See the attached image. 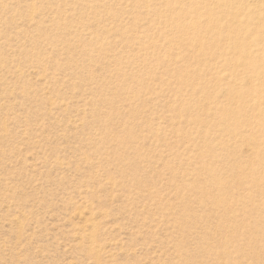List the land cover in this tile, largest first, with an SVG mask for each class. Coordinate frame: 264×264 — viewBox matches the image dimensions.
<instances>
[{"label": "rangeland", "instance_id": "obj_1", "mask_svg": "<svg viewBox=\"0 0 264 264\" xmlns=\"http://www.w3.org/2000/svg\"><path fill=\"white\" fill-rule=\"evenodd\" d=\"M143 1L0 0V264H264L258 119L194 124L209 96L170 85L186 72L167 62L196 53L160 37L167 0Z\"/></svg>", "mask_w": 264, "mask_h": 264}, {"label": "bare ground", "instance_id": "obj_2", "mask_svg": "<svg viewBox=\"0 0 264 264\" xmlns=\"http://www.w3.org/2000/svg\"><path fill=\"white\" fill-rule=\"evenodd\" d=\"M185 2L191 4V6L190 7L189 6L187 7V5L184 7L181 6L182 4H185ZM146 4H148V0L143 1L141 5L149 9L150 6ZM167 7L171 12H174V14L170 15L169 19L166 20L165 19L163 20L159 19L158 21L155 20L156 24L163 25L165 28L168 29V32L167 30L165 32H162L160 37L163 39L173 37L169 42L171 46H177L178 48H185V50L187 48L189 51L196 53L191 59L183 61L182 63H180V65L167 62L169 65H175L177 69L178 68L180 70L182 69V72L183 71L186 72L183 76L184 80H178L175 76H169L167 82L170 85H172V83L174 85H179V88L187 87L188 89L191 90L193 94H208L209 96L207 101L202 102L200 104V111L202 109V111L207 112L206 120L200 118L199 114L194 113L196 115L193 114L190 116L194 118V124L199 127H206L208 126V124H210L209 118H213V117L216 119L225 118V119H229L230 122V120L238 121V119L241 117L243 118L245 117L246 119L247 114L248 115L250 114L252 117L258 119L256 127H252L251 126L252 124H250L251 134L253 133L254 135L258 136L261 139L262 137L264 138V0H167ZM177 9L179 13L176 17L177 13L175 12V10ZM186 13H190V14L194 13L197 18V22H192V20L183 17L184 16L183 14ZM207 76H210V80L208 79L204 81ZM174 82H180V83L175 84ZM144 87L147 88V86ZM236 101H238L237 103L240 104L244 103V104L241 106L237 105V107L238 106L239 107L234 109L233 105L236 103ZM219 104L221 105V107L218 106ZM225 119L220 121H222L223 123ZM251 119L252 118H250V120ZM251 121H253V119ZM243 123H245V121ZM255 124L256 123H254L253 125ZM240 125L241 124H239V126ZM236 127L238 126L236 125ZM242 127L244 129L245 126H241L239 129H236L235 127H234L235 129H231L232 127L227 130L225 129L223 130L222 135L226 134L228 137L232 138V140L240 138L241 136L242 138H245L244 134L246 132L244 133ZM149 131L152 134L158 133V130L156 129H150ZM205 139L208 141H212L213 137L211 134L208 133L205 134ZM257 141L255 140L251 141L253 144L250 146V149L254 151V155L259 156L264 153L263 152L264 140H260L258 142ZM218 152H219L218 150L212 149L211 151H208L209 155L207 156L208 158L209 157L213 158L214 156L217 157L216 154H218ZM224 153L229 154V149L223 148L220 150V154H224ZM196 154L197 152L195 153L193 151H190L189 153L190 157L195 156ZM222 157L223 156H221V158ZM227 157L229 156L227 155ZM210 159L211 158H209V160ZM208 162L209 161H207L204 157H199V160L195 164L201 165V167L206 169L205 171H208L210 175L212 176L214 175L213 176L214 178L215 175L217 174V171H215L216 168L213 169V167L215 166L212 167L211 166L212 164H209ZM234 165L236 166L237 163L233 164V166ZM242 165L243 164H241V166ZM240 168H243V166ZM243 170L245 171V169ZM258 172L263 174L264 164H261V167L258 171L256 170L249 173V176H245V178L252 177L255 173ZM208 173L206 172L205 174ZM258 176L260 175L258 174ZM255 178L258 179L257 177ZM255 178L252 177V179ZM248 179L246 178V180ZM186 184L189 186L193 184V188L197 192L199 191L202 192L204 189L207 188V187L204 188L203 187L204 185H201L200 181H196V182L188 181L186 182ZM217 186L222 191L224 190V188H222L224 185L222 186L221 183H217ZM258 186L260 187L261 185ZM212 187L215 186L212 185ZM259 187H257V190H259ZM218 188L215 189L217 190ZM212 189L213 188H211V190ZM262 189L263 187L260 188L261 190L260 193H262ZM226 191L227 190H225V192ZM252 195L254 196V194ZM246 200L247 199H245V201ZM262 201H263L262 204H264V199ZM233 202L236 203V201ZM235 205L242 206L244 205V202L241 201L240 203ZM238 206L237 209H239ZM222 208H224V206ZM233 208H236V206H234ZM259 209H257L256 211H258ZM262 209L264 208L262 207ZM247 210L249 209L247 208ZM252 212L254 213V211ZM255 216L256 215H254V217ZM250 217H251V213H250ZM256 222L257 220L255 221V223ZM260 224L262 223L260 222ZM258 225L256 227H258ZM253 226L254 225L252 224V227ZM257 237H258L257 241L260 240L261 241L260 244L264 248V233L263 235L261 234L260 236ZM253 240H255V238ZM230 245L232 246L231 248H229L230 249L229 251H238L240 253L241 252L244 253L245 251H247L246 246H249L248 243L246 246H243L239 244V241L234 242ZM251 247H249L250 250ZM89 249L91 250L92 254L95 253L100 254L104 252L103 250H106V246H101L97 244V242L95 243L92 241ZM212 253L213 252H210L209 255H212ZM254 256L255 255L253 254V257ZM260 256L257 257L260 258ZM257 257L255 258L258 260ZM262 257H264V254H262ZM229 263L240 264L237 259H233Z\"/></svg>", "mask_w": 264, "mask_h": 264}]
</instances>
